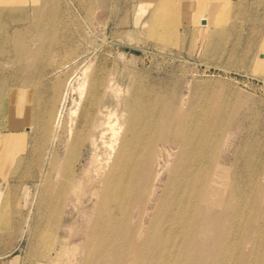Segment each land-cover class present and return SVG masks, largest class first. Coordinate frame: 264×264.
<instances>
[{
	"label": "bare ground",
	"instance_id": "6f19581e",
	"mask_svg": "<svg viewBox=\"0 0 264 264\" xmlns=\"http://www.w3.org/2000/svg\"><path fill=\"white\" fill-rule=\"evenodd\" d=\"M252 8L259 24L247 34L258 45L254 61L264 65V0H188L185 9L179 0H154L145 24L169 30L183 11L206 13L211 45L241 33ZM93 50L81 75L66 80L42 143L31 140L23 113L13 119L28 89L0 84V246L13 229L26 234L38 264H63L65 256L72 264H264V153L248 157L243 146L259 123L226 120L196 104L191 88L171 101L158 83L134 76L128 54ZM235 134L239 144L229 141ZM8 164L19 175L4 180ZM18 187L34 205L25 212L20 204L12 216ZM70 202L77 217L61 208ZM78 220L77 241L49 245Z\"/></svg>",
	"mask_w": 264,
	"mask_h": 264
},
{
	"label": "rangeland",
	"instance_id": "374dc122",
	"mask_svg": "<svg viewBox=\"0 0 264 264\" xmlns=\"http://www.w3.org/2000/svg\"><path fill=\"white\" fill-rule=\"evenodd\" d=\"M153 2L0 0V84L7 81L10 88L21 86L29 92L23 104L16 106L13 119L23 113L25 123L32 127L31 140L35 138L42 143L39 136L47 137V124L52 112L55 110V114L60 106L66 80L70 76V79H75L81 75L85 65L91 63L93 48L97 46L98 52L107 58L128 54L134 76L149 80L151 86L154 82L158 83L157 90L169 96L171 101L177 95L188 98L191 88L192 98L197 96L199 99L194 100L196 104L212 112L223 113L226 120L233 118L247 126L251 122L259 123L258 136L249 138L250 141L243 146L248 157L256 156L260 149L264 153V65L254 61L258 45L256 39L247 34L249 30L254 32L259 24L256 9L246 11L245 27H242L241 33L232 32L226 41L219 39V42L210 45L204 35V29L210 25V17L206 13L189 18L183 11L181 19L171 20L172 28L169 30L158 26L150 31L145 23ZM179 3L185 9L188 0H179ZM10 34L12 40H9ZM19 49L24 50L23 53ZM35 49L37 51L33 55ZM118 60L122 61L121 58ZM70 105L69 99L68 108ZM22 118L20 122H23ZM229 141L239 144L243 138L235 134ZM10 167L11 164H8L2 174L4 180L19 175L16 167ZM261 177L264 184V172ZM165 179L166 175L163 176ZM161 184L157 185L159 194ZM5 188V184L0 187V200L4 199ZM21 188L12 191L16 195V198L12 195L8 207L12 216L19 210L20 204L25 212L32 204L28 191ZM23 195L25 197L21 199ZM62 206L66 216L69 212L78 216L75 203H64ZM72 230L71 233L61 232L59 239L54 236L49 245L59 249L61 240L77 241L81 236L79 220ZM23 236L21 231L14 232L12 229L10 239L5 238L0 246V254L13 252L0 260V264H11L16 259V264H38L36 248L28 245L26 234ZM71 260L65 256L62 263L72 264Z\"/></svg>",
	"mask_w": 264,
	"mask_h": 264
}]
</instances>
